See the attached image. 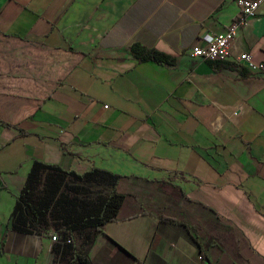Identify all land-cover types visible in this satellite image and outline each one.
I'll return each instance as SVG.
<instances>
[{
    "label": "crops",
    "instance_id": "1",
    "mask_svg": "<svg viewBox=\"0 0 264 264\" xmlns=\"http://www.w3.org/2000/svg\"><path fill=\"white\" fill-rule=\"evenodd\" d=\"M240 15L236 0H0V264L70 263L53 231L12 228L34 161L121 177L91 264H264V75L235 60L264 62V6L231 60L192 55ZM135 44L176 63H141Z\"/></svg>",
    "mask_w": 264,
    "mask_h": 264
},
{
    "label": "trees",
    "instance_id": "2",
    "mask_svg": "<svg viewBox=\"0 0 264 264\" xmlns=\"http://www.w3.org/2000/svg\"><path fill=\"white\" fill-rule=\"evenodd\" d=\"M129 52L139 62L174 66L176 59L138 44ZM225 61H209L216 66ZM121 177L93 169L84 174L65 171L56 165L34 161L17 197L11 216L12 228L20 233H58L64 243L63 257L69 264H91L88 251L105 227L118 219L126 195L117 192ZM79 239L86 250L77 249ZM205 254V253H204Z\"/></svg>",
    "mask_w": 264,
    "mask_h": 264
},
{
    "label": "built area",
    "instance_id": "3",
    "mask_svg": "<svg viewBox=\"0 0 264 264\" xmlns=\"http://www.w3.org/2000/svg\"><path fill=\"white\" fill-rule=\"evenodd\" d=\"M240 8V19L224 32L207 37L206 46L195 47L192 55L204 61H229L232 59L231 45L236 39L239 31L248 23L250 19L256 18L258 10L264 6V0H236ZM239 64L247 69L264 75V62L257 63L250 53H244L235 59ZM52 240L62 243H71V240H62L58 233L52 235Z\"/></svg>",
    "mask_w": 264,
    "mask_h": 264
},
{
    "label": "rangeland",
    "instance_id": "4",
    "mask_svg": "<svg viewBox=\"0 0 264 264\" xmlns=\"http://www.w3.org/2000/svg\"><path fill=\"white\" fill-rule=\"evenodd\" d=\"M79 243V242H78Z\"/></svg>",
    "mask_w": 264,
    "mask_h": 264
}]
</instances>
